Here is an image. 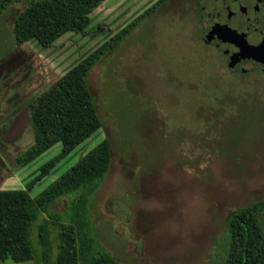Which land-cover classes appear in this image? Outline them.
<instances>
[{
	"label": "rangeland",
	"instance_id": "1",
	"mask_svg": "<svg viewBox=\"0 0 264 264\" xmlns=\"http://www.w3.org/2000/svg\"><path fill=\"white\" fill-rule=\"evenodd\" d=\"M22 5L0 15V189H27L61 151L57 143L29 164L17 163L34 141L30 102L134 24L88 75L103 126L30 195L108 137L112 161L105 176L60 197L51 210L74 219L91 251L122 264H222L230 214L264 199V72L234 73L227 58L204 44L196 0H104L86 32H69L47 48L37 41L13 45ZM38 234L33 228L40 254Z\"/></svg>",
	"mask_w": 264,
	"mask_h": 264
},
{
	"label": "trees",
	"instance_id": "2",
	"mask_svg": "<svg viewBox=\"0 0 264 264\" xmlns=\"http://www.w3.org/2000/svg\"><path fill=\"white\" fill-rule=\"evenodd\" d=\"M103 1L0 0V15L10 5L22 2L13 22V45L37 41L47 48L69 32H86L92 22L91 12ZM133 26L125 27L81 58L30 102L34 141L16 157L17 163L29 164L57 143L62 147L59 154L39 168L27 189H0V262L50 263L55 250V232L58 244L54 264H122L112 254L91 251L80 240L74 219L66 220L51 210L60 197L75 193L105 176L112 161L108 137L82 155L36 197H32L29 190L103 126L88 75ZM79 201L80 198L72 202L69 217L73 212L72 217L76 215ZM40 214L49 219L45 217L36 225ZM33 228L39 233L40 254L32 238ZM228 232V251L222 264H264V199L235 209L229 216Z\"/></svg>",
	"mask_w": 264,
	"mask_h": 264
},
{
	"label": "flooded vegetation",
	"instance_id": "3",
	"mask_svg": "<svg viewBox=\"0 0 264 264\" xmlns=\"http://www.w3.org/2000/svg\"><path fill=\"white\" fill-rule=\"evenodd\" d=\"M195 20L204 44L228 63L264 53V0H196Z\"/></svg>",
	"mask_w": 264,
	"mask_h": 264
},
{
	"label": "water",
	"instance_id": "4",
	"mask_svg": "<svg viewBox=\"0 0 264 264\" xmlns=\"http://www.w3.org/2000/svg\"><path fill=\"white\" fill-rule=\"evenodd\" d=\"M255 69L264 71V53H258L239 62H230V70L234 73L248 72Z\"/></svg>",
	"mask_w": 264,
	"mask_h": 264
}]
</instances>
